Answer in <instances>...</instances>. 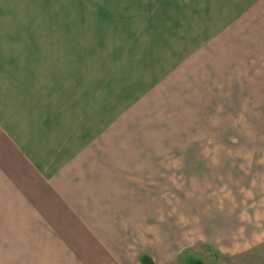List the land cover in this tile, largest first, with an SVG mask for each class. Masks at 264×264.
<instances>
[{
	"label": "rangeland",
	"instance_id": "374dc122",
	"mask_svg": "<svg viewBox=\"0 0 264 264\" xmlns=\"http://www.w3.org/2000/svg\"><path fill=\"white\" fill-rule=\"evenodd\" d=\"M241 1L0 0V15L16 17L20 27L40 26L42 61L39 50L24 51L21 69L33 73L42 63L62 74L63 94L80 103L67 108V123L89 117L91 147L99 137L107 144L147 137L155 144L144 152L187 160V183L199 187L202 200L192 206L187 195L186 224L177 226L184 241L165 264H264V49L238 48L244 38L254 40L238 33ZM218 3L219 14L236 25L217 21L219 33L212 34L205 17ZM165 15L174 28L161 24ZM196 16L201 28L190 27ZM261 32L254 34L264 36V26ZM228 37L236 49H207ZM199 45L197 63L192 47ZM168 82L176 88L166 91ZM118 148L108 145V152Z\"/></svg>",
	"mask_w": 264,
	"mask_h": 264
},
{
	"label": "crops",
	"instance_id": "0c3cea01",
	"mask_svg": "<svg viewBox=\"0 0 264 264\" xmlns=\"http://www.w3.org/2000/svg\"><path fill=\"white\" fill-rule=\"evenodd\" d=\"M239 3L243 14L236 26L238 33L243 38L251 34L254 40L244 38L238 48L264 49V36L254 34L262 33L264 0ZM223 9V4L218 3L205 17L212 34L219 33L214 24L217 21L230 29L236 25V21L230 22L219 14ZM224 14L229 15V11ZM163 18L161 24L169 22L175 27L174 19L166 15ZM174 18L186 23L184 16ZM16 19L0 15L3 264H165L172 246L184 241L177 226L183 220L186 224L181 210L188 207L187 195L190 193L192 206L202 200L196 196L202 195L199 187L188 185L187 160L183 155L144 152L141 147L155 144L147 137L116 138L110 144L99 137L97 147L96 143L91 147L89 134L85 136L89 117L87 122L67 123L66 116L73 117L67 108L80 103L63 94L59 85L62 74L58 70L52 73L42 63L36 68L38 72L21 69L23 64L26 66L24 51L39 50L42 61L43 31L40 26L20 27ZM191 19L190 27L204 25L197 16ZM255 25L258 30L252 27ZM26 28L30 30L26 32ZM227 28L223 32L229 31ZM202 48L203 45L192 47L196 52ZM207 49L212 54L217 50L218 55L219 50L236 47L228 37L214 41ZM196 52L192 55L196 60L198 54L199 63L203 53ZM181 71L177 74L185 77L187 70ZM171 82L166 91L176 88ZM83 88L87 90L88 85ZM63 115L66 123L61 119ZM103 122L105 130L106 120ZM80 126L81 130L76 129ZM108 145L119 148L108 152ZM172 209L177 213L172 214Z\"/></svg>",
	"mask_w": 264,
	"mask_h": 264
},
{
	"label": "trees",
	"instance_id": "16d2710c",
	"mask_svg": "<svg viewBox=\"0 0 264 264\" xmlns=\"http://www.w3.org/2000/svg\"><path fill=\"white\" fill-rule=\"evenodd\" d=\"M192 264H201L199 261H194Z\"/></svg>",
	"mask_w": 264,
	"mask_h": 264
}]
</instances>
